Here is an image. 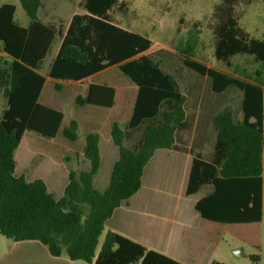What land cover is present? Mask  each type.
Returning a JSON list of instances; mask_svg holds the SVG:
<instances>
[{"label":"trees","instance_id":"trees-1","mask_svg":"<svg viewBox=\"0 0 264 264\" xmlns=\"http://www.w3.org/2000/svg\"><path fill=\"white\" fill-rule=\"evenodd\" d=\"M241 1L251 0H220L214 7V57L229 65L231 56L249 54L264 68V37H250L240 27L235 6ZM19 3L29 19L26 27L14 20V4L0 2V95L6 103L0 117V234L13 241H38L53 257L65 254L69 260L88 264H181L105 230L114 210L140 188L144 168L155 150L177 148L176 133L187 123L186 98L176 79L144 53L152 45L149 38L114 22L113 11L126 8L123 0H81L84 13H74L65 28L38 18L40 0ZM57 37L60 43L48 68L49 78L77 82L115 67L136 87L124 127L117 121L111 123L117 159L107 186L99 190L93 185L100 165L99 136L87 132L82 154L89 167L68 171L59 198L48 191L43 179L27 180L16 174L14 159L25 131L53 138L61 127L63 112L38 101L45 82L39 69ZM192 45L188 42L178 49L183 65L207 77L214 93L228 87L238 89L241 116L234 118L229 107L213 114L216 135L212 152L207 160L193 155L186 194L209 185L210 192L195 204L201 217L218 222H257L262 215L264 76L241 78L209 67L194 58ZM54 88L59 89L57 82ZM114 93L112 86L91 83L85 95L75 96L74 103L109 108ZM138 129L139 137L131 147L126 146L128 133ZM61 133L75 140L77 122L70 120Z\"/></svg>","mask_w":264,"mask_h":264},{"label":"rangeland","instance_id":"rangeland-1","mask_svg":"<svg viewBox=\"0 0 264 264\" xmlns=\"http://www.w3.org/2000/svg\"><path fill=\"white\" fill-rule=\"evenodd\" d=\"M1 3H11L15 6L14 20L26 27L29 19L21 7L19 0H0ZM81 0H41L43 6L38 9L37 16L44 23H67L73 13L82 12L79 5ZM126 8L114 10L113 18L118 25L129 31L138 33L152 41L151 47L144 53L157 61L161 68L172 74L177 81L179 90L185 95L187 120L193 122L198 118L202 122H210L214 113L229 107L234 118H240L241 92L228 87L221 93H214L210 81L186 68L178 52L185 43L193 46L194 58L214 69L241 77L262 79L264 68L261 63L254 61L249 54H235L230 57L229 65L214 57L212 12L220 0H123ZM239 14L240 27L253 38L264 37V1H241L235 6ZM195 24V25H194ZM58 39L53 44L49 54L43 60L39 72L44 74L56 50ZM259 72V75H256ZM101 79L109 82L118 90V99L114 109H103L105 120H116L123 128L128 120L132 107V91L135 86L115 67L106 69ZM94 81H98L97 78ZM59 84V89L54 84ZM57 80L46 82L43 89L44 103L63 112L61 127L67 126L70 120L79 123L88 105L78 106L74 103V95H83L86 85L80 87L62 83ZM129 98V99H128ZM264 113V92H263ZM5 108V99L0 95V117ZM82 123V119H80ZM61 127L53 138L42 137L32 131H25L14 151L15 173L23 174L27 180L41 178L45 180L48 191L55 197L62 195L69 170H86L88 161L83 157L82 147L86 127L77 124V138L73 141L66 139L61 133ZM140 129L128 133L125 145L131 147L139 137ZM184 132L182 136H184ZM211 149L210 140L206 141L203 156ZM109 171L108 161L102 157L98 175ZM97 175V176H98ZM108 174L105 177L108 178ZM262 215L257 222L246 224L250 232L246 240L238 235L226 232L218 246L217 259L227 264H264V121L262 146ZM106 178V179H107ZM98 188V185L95 184ZM103 234L100 235L101 242ZM242 248L243 256H237L233 249ZM0 264H88L82 260H69L65 254L53 257L46 246L38 241H13L0 234Z\"/></svg>","mask_w":264,"mask_h":264},{"label":"crops","instance_id":"crops-1","mask_svg":"<svg viewBox=\"0 0 264 264\" xmlns=\"http://www.w3.org/2000/svg\"><path fill=\"white\" fill-rule=\"evenodd\" d=\"M42 6L41 2L39 9ZM78 13H84V10ZM54 21L48 24H62L63 28H65L69 22L63 23L59 20L56 23ZM114 22L116 23L115 20ZM56 39H58V45L48 64V68L59 47L60 38L57 37ZM105 70L90 75L81 81L62 82L77 85L78 87L85 84L86 89L83 95L86 94L88 85L91 83L106 84L112 86L115 90L114 103L111 107L104 108L88 105L82 117L79 118L77 116L79 120L78 126L82 124L83 127L87 128L86 133L96 132L99 136L100 165L93 176V185L95 187V184H97V189L99 190H103L107 186L112 164L117 159V148L110 137L111 123L116 120L110 119V117L105 120L102 111L103 109L115 108L118 90L115 85L101 79ZM47 72L48 69L42 74L45 77V82L38 101L53 107L50 103L42 101L43 89L46 82L52 83V81H56L49 78ZM95 78L98 81H94ZM135 94L136 87L135 92L132 91L131 93L132 105ZM76 95L81 94L76 93L74 98ZM53 108L57 109L56 107ZM80 119H82V123ZM186 123V127L176 133V149L155 150L144 168L140 188L125 204L114 210L105 224V230L117 232L181 264H211L212 261L223 263V261H220L216 257L223 234L230 232L246 240V233L250 232L246 224L252 222L212 221L201 217L195 209L197 200L207 192H210L211 186L204 185L196 193L186 194L192 158L194 154H199L204 160L209 158L215 142L216 130L212 123V118L210 122H202L198 118H195L193 122H189L186 114ZM183 132L185 133L184 136H182ZM208 140L211 142V149L209 153L205 154L206 156H203V147ZM102 157L108 161L109 171L106 172L107 174L109 172L108 178L105 177L106 173L98 175ZM66 183L67 181L64 186Z\"/></svg>","mask_w":264,"mask_h":264},{"label":"water","instance_id":"water-1","mask_svg":"<svg viewBox=\"0 0 264 264\" xmlns=\"http://www.w3.org/2000/svg\"><path fill=\"white\" fill-rule=\"evenodd\" d=\"M233 253L235 255H237V256H243V255H245L244 254V250L242 248H240V247L233 249Z\"/></svg>","mask_w":264,"mask_h":264}]
</instances>
